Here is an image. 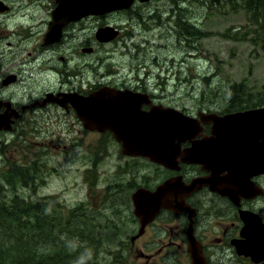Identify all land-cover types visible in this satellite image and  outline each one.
<instances>
[{"label": "rangeland", "instance_id": "obj_1", "mask_svg": "<svg viewBox=\"0 0 264 264\" xmlns=\"http://www.w3.org/2000/svg\"><path fill=\"white\" fill-rule=\"evenodd\" d=\"M241 6L222 1L210 8L198 0L137 3L127 14L105 19L122 29V35L99 46L93 56L82 54L81 47L94 38L97 19L79 24L75 36L66 35L60 48H50L48 54H38L35 47L27 48L29 44L20 41L27 48L24 57L14 56L20 81L0 85V93L16 105L27 104L55 91L63 74L67 79L73 75L77 83L76 76L83 79L84 85L104 79L130 89L140 87L157 104L187 114H226L224 95L230 86H241L240 92L255 99L264 94V16ZM11 61L12 56L0 57L6 65ZM0 65V70L6 68ZM15 128L0 135V168L32 160L45 166L36 175L35 190L24 189L21 195L34 203L49 199L48 213L60 212L62 226L70 211L82 208L89 213L87 224L95 228L91 235L102 237V245L89 255L91 263L118 264L115 257L125 254L122 246L139 229L131 194L142 182L149 184L146 177L156 178V171H145L142 178L143 160L123 156L108 135L85 134L74 116L59 108L35 111ZM213 203L211 198L207 205L208 229L217 220L210 209ZM217 235L214 229L211 236ZM65 238L61 237L62 243Z\"/></svg>", "mask_w": 264, "mask_h": 264}, {"label": "water", "instance_id": "obj_2", "mask_svg": "<svg viewBox=\"0 0 264 264\" xmlns=\"http://www.w3.org/2000/svg\"><path fill=\"white\" fill-rule=\"evenodd\" d=\"M135 0H58L46 36L49 44L59 42L63 28L89 15H103L130 9ZM151 0H140L141 3ZM118 35L113 28L97 33L100 42ZM14 81L11 77L5 83ZM47 94L43 105L56 103L61 107L70 104L84 128L91 131H109L121 144L122 153L129 157H145L152 162L174 169L182 154L181 143L192 146L184 151L183 162L198 164L210 175L186 185L180 178L170 179L155 192L140 189L132 195L134 214L140 219L141 231L152 222L161 209L176 213L187 209L186 199L203 186L212 192L236 198L237 190L248 195V175L264 174V108L236 112L223 116L199 113L203 123H211L212 136L197 141L201 133L197 119L183 112L156 106L148 94L120 91L103 87L89 96L78 94ZM0 113V131H11L19 114L10 110ZM148 106L150 110L143 109ZM1 107V106H0ZM239 185V186H237ZM251 190V189H250ZM238 194V193H237ZM200 248L192 245L194 264H202Z\"/></svg>", "mask_w": 264, "mask_h": 264}, {"label": "flooded vegetation", "instance_id": "obj_3", "mask_svg": "<svg viewBox=\"0 0 264 264\" xmlns=\"http://www.w3.org/2000/svg\"><path fill=\"white\" fill-rule=\"evenodd\" d=\"M56 8L57 0H0V57L3 54L12 56L10 64L6 65L0 62V64H4L6 67L0 70V85L2 87L5 86L3 84L6 82V78L11 75L15 77L11 85L20 81L21 74L16 71V65L14 63L16 59L14 57L15 55L24 57L27 48L31 47H35L38 54H42V51L48 54L50 48L59 49L65 36H75L74 31H76V27L89 19H97L96 31L108 26L115 27L119 30L118 37L114 41L107 43L112 44L121 37L122 29L115 24L106 22L105 19L112 17L116 13L124 12L127 14L132 10L118 11L100 16H89L79 22H70L63 28L61 41L48 44L46 42V36L49 32L53 12ZM17 12L20 14H16ZM14 36H17V38H14ZM15 41H18L17 46H14ZM20 41L29 44V47L24 49L20 45ZM107 44L99 43L96 40L95 32L94 38H90L87 42L83 43L81 53L85 56H93L99 46ZM27 56L31 58L32 53L27 52ZM60 59L65 61L64 57ZM1 61H3L2 58ZM7 68L11 71L7 70ZM61 75L63 80L55 91L50 90L27 104L16 105L0 93V113H5L7 110L6 104L11 103L10 110L19 114L18 119H15L12 131L16 129L15 125L23 122L27 115L33 117L35 111L43 112L51 107H55L61 109L67 115L74 116L75 123L82 126L85 134L108 135L114 139L113 135L108 131L99 133L84 128L83 123L79 120L76 111L70 104L67 107H61V105L56 103H50L44 106L42 101L49 93L59 95V98L64 94H78L87 97L103 87L115 88L120 91L130 89V87L105 82L108 80L104 79L99 84L90 83L84 85L82 84L83 79L77 76L78 83L74 81L73 75L69 76L68 79L63 74ZM130 90L140 93L146 92L142 91L140 87H135ZM151 97L153 98L152 95ZM152 101L154 104H157L154 98ZM145 109L147 108L145 107ZM188 115L197 119L198 127L201 129V133L196 137L197 141L212 136L213 125L211 123H203L198 119V113ZM3 133L5 131L0 132V135ZM190 146V142H185L181 145V148L185 150L187 148L189 149ZM142 160L144 162L142 164V178H144L145 171H152V169L156 171V178L153 176L152 181L150 177H146L147 183H149L148 185H144V182H142V185H139L140 188L150 191H155L161 184L177 176H181L185 184H191L196 179L210 175V172L204 171L202 166L187 164L183 161H179L178 166L180 169L178 171H171L147 159ZM247 183H249L248 188L251 189L247 190L248 195H241V192L236 189L238 194L236 193V198L234 199L228 195L212 192L209 187L203 186L186 199L191 212L185 210L180 213H175L169 209H162L156 219L147 224L142 230V233H140L141 227L138 221V233L131 236L130 241L122 246V251L125 252L124 255L121 254L119 249L122 257H115V262L118 264H193L191 250L192 245L195 244L200 248V253L203 258L202 264H264V254L255 257L260 259H254L252 254L242 250V246L244 247L246 243L253 244L257 242L264 249V205L261 204V200L264 199V174L251 175L250 173ZM211 198L214 203L210 209L213 211L217 220L215 225L211 226L212 229H208L206 219L211 214H209L207 205ZM248 212L250 215H245ZM248 226L259 227L260 232L258 235L255 237L248 235L245 231L248 229ZM214 229L217 230V236H211ZM138 242H140V246L137 245ZM261 251L264 252V250ZM225 259L227 260L224 261Z\"/></svg>", "mask_w": 264, "mask_h": 264}, {"label": "trees", "instance_id": "obj_4", "mask_svg": "<svg viewBox=\"0 0 264 264\" xmlns=\"http://www.w3.org/2000/svg\"><path fill=\"white\" fill-rule=\"evenodd\" d=\"M198 1L210 8L216 2H233L249 12L254 10L261 17L264 16V0ZM239 88L241 86L232 85L225 93L227 112L264 106V94L255 99L252 94L240 92ZM44 167L32 160L0 168V264H96L93 260L91 263L89 255H93L94 249L102 245V237L91 235L95 228L87 224L89 213L85 214L81 208L65 216L67 212L63 210L67 222L62 226L60 212L55 210L52 215L48 213L49 199L34 203L21 195L24 189L35 190L36 175ZM62 236L66 237L64 243L61 242ZM67 244L72 246L69 248Z\"/></svg>", "mask_w": 264, "mask_h": 264}, {"label": "bare ground", "instance_id": "obj_5", "mask_svg": "<svg viewBox=\"0 0 264 264\" xmlns=\"http://www.w3.org/2000/svg\"><path fill=\"white\" fill-rule=\"evenodd\" d=\"M137 4V1L135 0L134 1V3H133V5L131 6V8L130 9H132V8H134L135 7V5ZM182 25V24H181ZM186 27V26H185ZM117 29V28H116ZM118 30V29H117ZM181 30V29H180ZM119 31V30H118ZM62 39V38H61ZM61 41V40H60ZM48 43V42H47ZM57 43V42H56ZM49 44V43H48ZM52 44H54V43H52ZM50 94V93H49ZM47 96V95H46ZM46 98V97H45ZM43 102V101H42ZM49 104V103H48Z\"/></svg>", "mask_w": 264, "mask_h": 264}]
</instances>
